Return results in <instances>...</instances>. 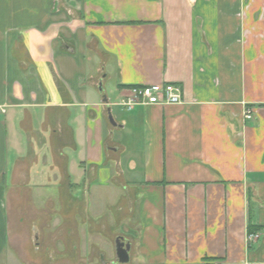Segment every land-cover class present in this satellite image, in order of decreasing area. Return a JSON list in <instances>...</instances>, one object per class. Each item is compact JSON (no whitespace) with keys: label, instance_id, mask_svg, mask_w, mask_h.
Masks as SVG:
<instances>
[{"label":"crops","instance_id":"1","mask_svg":"<svg viewBox=\"0 0 264 264\" xmlns=\"http://www.w3.org/2000/svg\"><path fill=\"white\" fill-rule=\"evenodd\" d=\"M119 237L264 264V0H0V264H119Z\"/></svg>","mask_w":264,"mask_h":264},{"label":"built area","instance_id":"2","mask_svg":"<svg viewBox=\"0 0 264 264\" xmlns=\"http://www.w3.org/2000/svg\"><path fill=\"white\" fill-rule=\"evenodd\" d=\"M182 88L177 84H152L129 89V95L122 99L118 104L131 110L135 105H177L181 104ZM246 120L252 119L250 111L245 113ZM259 236L257 233H248L246 243L256 242Z\"/></svg>","mask_w":264,"mask_h":264},{"label":"water","instance_id":"3","mask_svg":"<svg viewBox=\"0 0 264 264\" xmlns=\"http://www.w3.org/2000/svg\"><path fill=\"white\" fill-rule=\"evenodd\" d=\"M108 120L110 124L114 125V121L112 119L110 111H108ZM114 244H115V256L117 262L119 264H127L129 262V254H128L130 249L129 243H125L123 239L119 237L116 238Z\"/></svg>","mask_w":264,"mask_h":264},{"label":"trees","instance_id":"4","mask_svg":"<svg viewBox=\"0 0 264 264\" xmlns=\"http://www.w3.org/2000/svg\"><path fill=\"white\" fill-rule=\"evenodd\" d=\"M255 231L256 229L254 227H252L251 225L248 226V233H253Z\"/></svg>","mask_w":264,"mask_h":264},{"label":"rangeland","instance_id":"5","mask_svg":"<svg viewBox=\"0 0 264 264\" xmlns=\"http://www.w3.org/2000/svg\"><path fill=\"white\" fill-rule=\"evenodd\" d=\"M112 260L115 262V256H114V258Z\"/></svg>","mask_w":264,"mask_h":264}]
</instances>
